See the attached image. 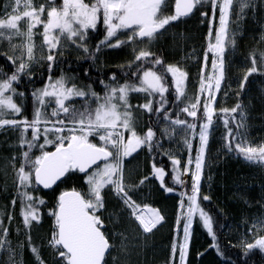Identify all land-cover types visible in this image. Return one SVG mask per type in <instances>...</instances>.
Returning a JSON list of instances; mask_svg holds the SVG:
<instances>
[{
    "label": "trees",
    "instance_id": "1",
    "mask_svg": "<svg viewBox=\"0 0 264 264\" xmlns=\"http://www.w3.org/2000/svg\"><path fill=\"white\" fill-rule=\"evenodd\" d=\"M81 1L87 16L97 17L87 28L82 51L52 48L45 60L30 69L0 51V86H5L16 103L5 115L11 114L7 118L20 124L17 129L6 126L0 130V264H68L65 252L49 242L57 231L59 194L70 188L81 191L111 243L104 264H179L180 254L173 245L182 237L181 230L175 236L180 201L192 205L205 221L200 227L194 224L185 264H264V244L250 240L264 216V137L258 150L238 142L245 109L257 120V128L251 125L253 131L264 133L259 86L264 70L248 68L242 80L232 81L235 91L223 105L211 109L196 91L185 100L173 72L179 66H173L171 51L162 43L136 58L116 55L111 61L101 59L99 46L108 33V18L113 29L118 27L128 15L126 0L114 11L106 10L105 2L99 0ZM212 2H200L190 16L200 37L198 70L203 54L211 62L214 58L205 45L216 12ZM13 4L0 0V25L12 17ZM222 4L223 0L217 2L218 17L223 13ZM28 18L32 20L30 15ZM244 25L245 34L237 35L235 43L240 53L248 51L259 33V23L248 19ZM205 71L203 76L209 79L210 65ZM148 75L160 79L158 88L136 90ZM121 89L130 91V107L124 116L129 137L125 138L123 190L133 201L156 208L160 217L148 233L114 192L112 182H106L102 169L82 172L69 160L65 178L54 188L45 190L34 179L42 156L70 142L86 141L107 148L112 158L106 164L115 171L111 148H115L117 136L97 130L110 127L95 126L93 118L98 110L114 103L116 91ZM141 93L147 97L139 98ZM42 98L45 102L40 109ZM203 123L217 128L218 134L212 138L201 179L196 182L188 160L197 152L195 133ZM14 141L16 150L9 148ZM94 177L100 181L98 187L90 185ZM183 221L180 219L181 225Z\"/></svg>",
    "mask_w": 264,
    "mask_h": 264
},
{
    "label": "rangeland",
    "instance_id": "2",
    "mask_svg": "<svg viewBox=\"0 0 264 264\" xmlns=\"http://www.w3.org/2000/svg\"><path fill=\"white\" fill-rule=\"evenodd\" d=\"M12 1L14 2L13 7L15 5L13 15L0 25V51H5L16 62L25 65L27 69L34 68L45 60V57L48 56V51L52 48L82 51L80 43L81 40L84 41L83 32H86V28L83 31L84 19H81V13H87L88 10L87 7L83 6L81 0H63L61 2L63 4L58 5L52 4L54 0H36L30 4L26 0ZM99 1L104 3V0ZM105 1L107 4L108 1ZM202 1L204 0H198V5L202 4L200 3ZM218 1L213 0L212 2L213 12L217 7ZM174 3L175 0H165L161 4L147 10L141 8L140 0H126L128 15L121 18L122 23H119L118 27L113 29L111 27L114 26L111 23V17L108 18L107 22L110 26L107 35L100 42V57L104 62L111 61L116 55L121 57L128 56L132 59L153 51L152 49L157 44L162 43L171 51V55L174 58L172 60L173 66H179L177 68L174 67L173 72L183 98L185 100L190 99V94L196 91L199 99L208 100L211 109L218 103L223 105L233 93L235 83L232 81L236 82L240 78L242 80L248 68L254 67L255 70H264V0H223V13L220 17L217 16L218 19H215V21L211 17L210 28L205 37L206 48H210L213 51L214 58H212L211 62V57L203 54L199 70L197 69V62L200 51V37L198 36V31L191 26L194 18L177 17L172 13ZM70 4L80 5L81 9L78 12H70L68 15L66 10L69 7L65 6H70ZM105 8L110 10L107 5ZM32 12H34L33 15ZM29 15L31 16V21L28 18ZM85 18L89 21L88 27L96 23V16L92 18L91 15H86ZM248 19L253 24L259 23L256 28L259 33L255 37L257 41L249 44L248 51L240 53V49L235 48L236 37L237 35L245 34L246 25L244 23ZM33 23L35 25L32 27ZM36 23H38L39 27H36ZM213 25L215 27L212 30L211 27ZM216 43L218 44L217 48L215 47ZM220 46L226 48L224 55H221ZM115 52L117 53L113 55ZM239 64H241L240 67ZM208 65H210L211 70L209 79L203 76ZM180 67L182 70H180ZM175 68L180 71H175ZM187 72H191V75L188 76ZM197 76H199V79ZM158 82L160 83V79L148 75L143 78L142 85H137L134 88L136 90L158 88ZM259 86L262 87L261 101L264 104V81ZM6 93H8V90L5 86H0V129L5 126L17 129L20 124L7 118L11 114L5 115V113H8V108H16L13 96ZM74 93L79 94V91ZM129 95V90H117L114 103L106 107L105 110L101 108L95 113L96 118H93L95 126L107 127L108 125L110 127L109 130L106 128H98L97 130L110 131L108 134L116 132L117 136L115 148H111L115 158V171L113 172L106 163L99 165L96 169H102V175L107 177L106 182H112L115 193L122 194L128 200V206L132 207V211L135 214L143 211L147 213L151 218L150 228H152L160 217L156 208L133 201L123 190L124 154L127 147L125 138L126 136L129 137V134L125 132L127 121L124 116L125 114L127 115V110L130 107ZM146 97L147 95L143 93L139 95V98L145 99ZM44 102L45 98H42L39 105L40 109H43ZM256 121L248 109H245L240 117L241 132L238 139L242 147L255 150L261 148L263 143L259 144V142L262 141L264 133L257 135L256 131L251 128V125L257 128ZM217 134V128H212L208 123L201 124L195 133V137L198 140L197 152L189 158L188 166L189 173L193 175L196 182L201 179L207 149L212 142V138H216ZM17 146L18 143L14 141L13 146L11 143L9 148L14 147L16 150ZM12 158L14 159V156ZM99 184L100 181L97 177L90 180V185L94 187H98ZM199 214L193 209L192 205L185 204L183 201L179 202L175 236L178 234V230H181L182 237L181 242H175L173 245V250L178 251L180 254L179 264H185L186 262L194 224L198 227L201 226V223L205 224L203 217L198 216ZM182 218H184V221L181 225L180 219ZM259 220L262 221L261 226L252 233L250 240L253 243L260 242L264 244V216ZM189 223L190 225H188ZM49 244L61 249L56 234L51 235ZM109 246L111 249L110 242Z\"/></svg>",
    "mask_w": 264,
    "mask_h": 264
},
{
    "label": "water",
    "instance_id": "3",
    "mask_svg": "<svg viewBox=\"0 0 264 264\" xmlns=\"http://www.w3.org/2000/svg\"><path fill=\"white\" fill-rule=\"evenodd\" d=\"M162 1L141 0V3L145 8H151ZM195 7V0H175L174 13L188 17L194 13ZM109 156L107 149L91 142H71L45 154L34 172V179L37 186L50 190L66 176L69 157L76 168L87 172ZM56 219L57 241L68 256V264H104L110 249L108 239L79 190L71 188L60 193Z\"/></svg>",
    "mask_w": 264,
    "mask_h": 264
},
{
    "label": "flooded vegetation",
    "instance_id": "4",
    "mask_svg": "<svg viewBox=\"0 0 264 264\" xmlns=\"http://www.w3.org/2000/svg\"><path fill=\"white\" fill-rule=\"evenodd\" d=\"M61 2H63V0H61ZM52 4L58 5V4H63V3H58L57 0H54V3H52ZM65 7H69L66 10L68 15H69L70 12H73V11L74 12H78L81 9V6L80 5H72V4H70V6L66 5ZM218 10L219 9L216 8V12H215V14L213 16V21H215V19L217 20ZM87 14L88 13H84V12L81 13V16H82L81 19H84V28H83V31H84L85 28H86L85 30L87 31V28H88V25H89V21L85 18ZM83 34H84V37L86 38V36H85L86 35V32L85 31L83 32ZM85 38H84V41H85ZM84 41L81 40V43H80L81 47H83V48L85 46ZM215 47L216 48L218 47V44L217 43L215 44ZM220 47H221V50H222L221 51V55H224L226 48H224L223 46H220ZM67 50H70V49H67ZM209 50L212 51L210 48H209ZM212 53H213V51H212ZM136 57H138V56H136ZM136 57H134V58H136Z\"/></svg>",
    "mask_w": 264,
    "mask_h": 264
},
{
    "label": "bare ground",
    "instance_id": "5",
    "mask_svg": "<svg viewBox=\"0 0 264 264\" xmlns=\"http://www.w3.org/2000/svg\"><path fill=\"white\" fill-rule=\"evenodd\" d=\"M116 7L115 3L114 2H111L110 5H109V8H112L114 9ZM219 37V36H218ZM139 147V146H138ZM198 179V178H197ZM124 202H126V204L128 205L127 203V200L124 198V196L121 194L119 195ZM135 217L136 219L139 221L140 225L143 227V229L145 231H148L150 229V224H151V218L147 215V213H144L143 212H139V213H136L135 214ZM191 223V222H190ZM190 223L188 225H190ZM253 231L251 230L250 233H252Z\"/></svg>",
    "mask_w": 264,
    "mask_h": 264
}]
</instances>
